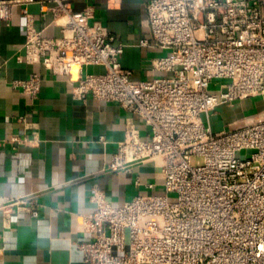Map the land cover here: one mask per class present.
<instances>
[{
  "label": "built area",
  "instance_id": "2783aa9c",
  "mask_svg": "<svg viewBox=\"0 0 264 264\" xmlns=\"http://www.w3.org/2000/svg\"><path fill=\"white\" fill-rule=\"evenodd\" d=\"M36 1L53 13L61 36L45 37L24 7L26 63L65 77L75 99L91 96L129 113L107 169L162 162L163 183L147 184L148 193L122 206L93 189L95 209L84 225L92 239L79 245L84 262L264 264V108L220 130L214 123L221 107L264 101V0H149L150 36L139 46L167 51L150 63L167 75L140 81L122 65L127 46L92 5L76 11L72 0H4L0 20L10 22L17 6ZM88 66L105 70L85 73ZM41 85L39 73L12 82L31 99ZM26 128L32 139L11 142L37 143L38 124ZM14 206L38 215L35 196L10 199L2 207L8 224Z\"/></svg>",
  "mask_w": 264,
  "mask_h": 264
},
{
  "label": "crops",
  "instance_id": "0c3cea01",
  "mask_svg": "<svg viewBox=\"0 0 264 264\" xmlns=\"http://www.w3.org/2000/svg\"><path fill=\"white\" fill-rule=\"evenodd\" d=\"M148 1L72 0L76 11L94 6L96 19L118 43L127 46L121 62L134 72L136 81L167 75L150 66L153 58L165 56L167 51L139 46L141 39L150 36L145 24ZM43 6L38 1L19 5L10 22L0 20V264H86L79 245L92 239L84 225L86 215L95 209L93 189L102 190L113 205L122 206L134 196L148 193L147 184L163 183L161 161L135 165L130 172L107 169L124 139L128 112L91 96L75 99L65 77L39 63H26L24 7L45 37L61 36L53 13H43ZM104 70L101 66L84 68L85 73ZM34 73L41 74L42 85L38 97L31 99L12 82ZM260 100L246 99L233 109H218L228 114L221 127L259 111L255 107ZM236 108L242 113L235 115ZM136 121L146 137L147 128ZM26 123L38 124L39 141L33 145L12 143L13 137L32 139ZM137 180L141 186L136 185ZM29 196L36 197L38 215L33 217L14 206L8 224L2 207L10 199Z\"/></svg>",
  "mask_w": 264,
  "mask_h": 264
},
{
  "label": "rangeland",
  "instance_id": "374dc122",
  "mask_svg": "<svg viewBox=\"0 0 264 264\" xmlns=\"http://www.w3.org/2000/svg\"><path fill=\"white\" fill-rule=\"evenodd\" d=\"M262 108H264V101L260 100L258 102V104L256 105L255 110H260ZM218 112H219L218 113V117H217V121L218 122H217V125H215V129L216 130L217 129L220 130L222 128L221 126L223 125V121H226L228 119V117H227L228 114H226L222 109L220 111H218ZM234 113H235V115H239V114L242 113V109L236 108L234 110Z\"/></svg>",
  "mask_w": 264,
  "mask_h": 264
},
{
  "label": "water",
  "instance_id": "95a60500",
  "mask_svg": "<svg viewBox=\"0 0 264 264\" xmlns=\"http://www.w3.org/2000/svg\"><path fill=\"white\" fill-rule=\"evenodd\" d=\"M0 1H4V0H0Z\"/></svg>",
  "mask_w": 264,
  "mask_h": 264
}]
</instances>
